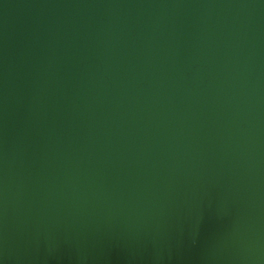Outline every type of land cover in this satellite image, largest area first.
Listing matches in <instances>:
<instances>
[{
    "label": "water",
    "instance_id": "water-1",
    "mask_svg": "<svg viewBox=\"0 0 264 264\" xmlns=\"http://www.w3.org/2000/svg\"><path fill=\"white\" fill-rule=\"evenodd\" d=\"M0 264H264V0H0Z\"/></svg>",
    "mask_w": 264,
    "mask_h": 264
}]
</instances>
